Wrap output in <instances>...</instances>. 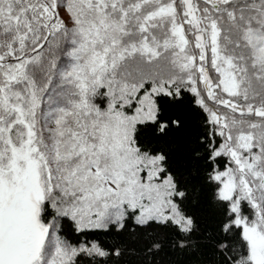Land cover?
<instances>
[{
	"label": "snow or ice",
	"instance_id": "1",
	"mask_svg": "<svg viewBox=\"0 0 264 264\" xmlns=\"http://www.w3.org/2000/svg\"><path fill=\"white\" fill-rule=\"evenodd\" d=\"M0 264H264V0H0Z\"/></svg>",
	"mask_w": 264,
	"mask_h": 264
}]
</instances>
